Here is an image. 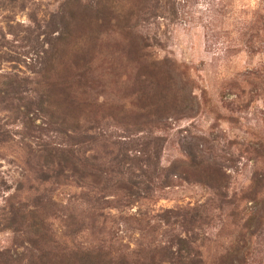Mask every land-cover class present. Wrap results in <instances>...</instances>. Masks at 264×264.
Instances as JSON below:
<instances>
[{"label":"rangeland","instance_id":"rangeland-1","mask_svg":"<svg viewBox=\"0 0 264 264\" xmlns=\"http://www.w3.org/2000/svg\"><path fill=\"white\" fill-rule=\"evenodd\" d=\"M0 134V249L264 264V0H0Z\"/></svg>","mask_w":264,"mask_h":264},{"label":"trees","instance_id":"trees-1","mask_svg":"<svg viewBox=\"0 0 264 264\" xmlns=\"http://www.w3.org/2000/svg\"><path fill=\"white\" fill-rule=\"evenodd\" d=\"M77 123L78 121H76V124ZM79 128L80 127L78 125H75L74 129L69 130L78 132L80 130ZM63 131L65 130L61 129L60 132ZM86 142H88V140L85 137H80L78 140H76V145H84V143ZM54 151L55 149L51 147H47L44 149L46 157H48V161L46 163L47 166L52 164L56 159L58 160L57 165L59 167V170L51 169L53 172L52 175H50L51 177L57 178L58 176H60L64 168H69L76 173H81L80 177L93 176V173L89 172L86 168V166L89 165L82 162L79 156L73 154V151ZM125 160H127V158ZM98 176V174L95 175V177ZM256 186L261 187L260 183H257ZM123 189L127 191V193H125L126 195H124L126 196V198L141 197L140 193L131 190L128 186H124ZM83 201L90 202L91 200L87 198ZM49 202H51V200ZM261 203V207L258 208L257 214H255L253 217V224H258V222H260V217H262V215L260 216V212H262V214L264 213V198L261 199ZM38 205H42V203L38 202L37 206ZM35 213L36 210H32L29 212V225L33 227L34 238L29 239V248L24 247L27 252L23 251L21 253L11 254L10 250L8 249H0V264H136L135 260L127 261L128 258L126 257H117V259L108 257V254L103 253L100 249L92 250L91 248L81 249L74 246H63V244L54 241L50 235L46 234L44 236V233L42 232H44L45 230L47 231L48 229L46 228L43 219L37 217L38 215H35ZM194 221L195 219L192 217L190 218V220H187L186 218L183 219V224H181V227L183 226L184 228H186L185 234L188 230H190L189 226L193 224ZM74 225L75 223L68 224V226H71V228H74ZM40 230H42V232L39 233ZM75 230H72L71 232L75 233ZM186 239L187 237H175V249L172 252H168V262H172V264H203L204 261L201 258V255L198 252H194L192 250L190 242ZM152 263L153 259L150 260V264Z\"/></svg>","mask_w":264,"mask_h":264}]
</instances>
